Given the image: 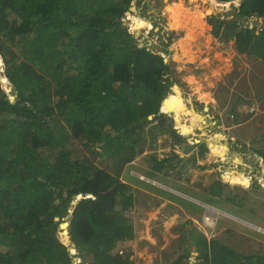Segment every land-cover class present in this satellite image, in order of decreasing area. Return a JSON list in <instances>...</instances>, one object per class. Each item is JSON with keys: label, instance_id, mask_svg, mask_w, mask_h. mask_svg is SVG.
Wrapping results in <instances>:
<instances>
[{"label": "trees", "instance_id": "1", "mask_svg": "<svg viewBox=\"0 0 264 264\" xmlns=\"http://www.w3.org/2000/svg\"><path fill=\"white\" fill-rule=\"evenodd\" d=\"M133 1L0 0V66L12 84L7 92L0 75V264H73L72 258L82 264L81 257L88 264H134L130 254H112L117 244L135 238L127 213L136 191L119 175L146 151L149 124L171 134L176 144L191 148L193 139L173 122L181 108L176 115L169 100L181 83L172 63L139 47L122 21ZM215 1L235 0L210 2ZM168 11L174 29L200 24L182 4H169ZM252 19L264 21V0H242L230 11L202 16L213 37L264 62V22L251 26ZM71 138L99 167L86 157L72 158L63 148ZM222 142L193 146L200 157L211 153L223 162ZM225 143L242 149L235 138ZM48 149H60L56 159L44 155ZM175 158L178 163L169 166L176 169L183 158ZM166 162L156 161L149 174L161 172ZM223 179L248 184L230 172ZM221 182L211 189L219 198L227 188ZM190 236L194 252L187 246L173 264H264V254H244L195 231ZM71 241L76 246L70 248Z\"/></svg>", "mask_w": 264, "mask_h": 264}, {"label": "rangeland", "instance_id": "2", "mask_svg": "<svg viewBox=\"0 0 264 264\" xmlns=\"http://www.w3.org/2000/svg\"><path fill=\"white\" fill-rule=\"evenodd\" d=\"M210 1L134 0L135 12L122 19L126 26L139 24V35L134 32L139 47H148L172 63L181 83L169 100L176 115V108H181L173 122L182 136L193 139L188 143L191 148L176 144L171 134L149 124L144 135L146 151L119 175L136 191L135 206L127 213L134 223L135 238L117 244L112 254H130L134 264H173L187 246L194 252L190 236L194 231L209 239L219 238L244 254H264V62L239 54L232 44L213 37L203 24V13L230 11L242 0L228 4ZM169 4H182L201 25L194 21L192 26L174 29ZM256 22L252 19L248 24L261 27L264 21ZM0 75L6 91L11 92L3 65ZM60 130L56 127L58 133ZM220 137L237 139L242 149L234 151ZM200 141L222 142L227 149L223 162L215 161L211 153L200 157L198 147L193 146ZM63 148L72 152L73 159L86 157L99 167L79 141L71 138ZM59 150L43 153L54 160ZM175 155L183 158L176 169L169 166L178 163ZM163 160L167 161L165 168L149 174L156 161ZM228 171L240 172L248 184L229 183L223 179ZM218 180L227 186L221 198L211 193ZM170 186L183 187V192L172 193ZM82 199L81 195L77 203Z\"/></svg>", "mask_w": 264, "mask_h": 264}, {"label": "water", "instance_id": "3", "mask_svg": "<svg viewBox=\"0 0 264 264\" xmlns=\"http://www.w3.org/2000/svg\"><path fill=\"white\" fill-rule=\"evenodd\" d=\"M134 6H135V3L132 2V7L130 8V11L126 13L128 16L131 15V12H135V7ZM207 14L210 15V14H213V13L212 12H207ZM131 29H132L133 32L136 33V35H139L137 25L131 26ZM150 118L152 119V117H150ZM76 204H78V203H76ZM73 210H74V206L72 205V206H70V211H73ZM66 219L67 220L70 219V216H68ZM69 225H70V222L62 223L61 224V229L65 230V229H67L69 227ZM71 246H76V244L75 243H71ZM73 264H75L74 259H73Z\"/></svg>", "mask_w": 264, "mask_h": 264}, {"label": "bare ground", "instance_id": "4", "mask_svg": "<svg viewBox=\"0 0 264 264\" xmlns=\"http://www.w3.org/2000/svg\"><path fill=\"white\" fill-rule=\"evenodd\" d=\"M137 27L139 28V24H137ZM165 111H167L166 109H164ZM215 142V141H214ZM219 143V142H218ZM218 143H216L217 144V146L219 145ZM221 150H218L214 155H216L217 154V156L219 155V154H221L222 153V151L220 152ZM226 157H224V158H222V159H225ZM228 172H230L231 173V175H233V176H235V177H237L239 180H243L245 183H248V180H244L243 179V176H242V174L240 173V172H238V171H234V172H232V171H228ZM228 172H226V173H228ZM176 193H178V192H176ZM179 194V193H178ZM210 212V211H209ZM208 212V213H209ZM210 215V214H209Z\"/></svg>", "mask_w": 264, "mask_h": 264}, {"label": "crops", "instance_id": "5", "mask_svg": "<svg viewBox=\"0 0 264 264\" xmlns=\"http://www.w3.org/2000/svg\"><path fill=\"white\" fill-rule=\"evenodd\" d=\"M171 188L169 189V191H171L172 193H176V192H178L177 190H175V188L174 187H172V186H170ZM172 189V190H171ZM179 193V192H178ZM171 194V193H170ZM180 194V193H179ZM172 195V194H171ZM182 195H183V193H182ZM184 196V195H183ZM186 197H188V199H193V198H190L189 196H186ZM193 201V200H192ZM120 244V243H119Z\"/></svg>", "mask_w": 264, "mask_h": 264}, {"label": "built area", "instance_id": "6", "mask_svg": "<svg viewBox=\"0 0 264 264\" xmlns=\"http://www.w3.org/2000/svg\"><path fill=\"white\" fill-rule=\"evenodd\" d=\"M255 111H256L255 107H252L251 112H255Z\"/></svg>", "mask_w": 264, "mask_h": 264}]
</instances>
